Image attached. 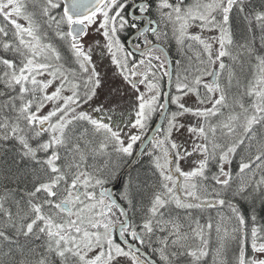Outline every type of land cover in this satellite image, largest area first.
Wrapping results in <instances>:
<instances>
[{"label":"snow or ice","instance_id":"obj_1","mask_svg":"<svg viewBox=\"0 0 264 264\" xmlns=\"http://www.w3.org/2000/svg\"><path fill=\"white\" fill-rule=\"evenodd\" d=\"M0 264H264V0H0Z\"/></svg>","mask_w":264,"mask_h":264}]
</instances>
